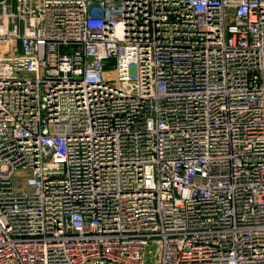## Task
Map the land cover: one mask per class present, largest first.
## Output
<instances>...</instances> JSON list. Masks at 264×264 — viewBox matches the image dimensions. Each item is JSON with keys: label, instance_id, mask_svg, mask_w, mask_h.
Wrapping results in <instances>:
<instances>
[{"label": "built area", "instance_id": "built-area-1", "mask_svg": "<svg viewBox=\"0 0 264 264\" xmlns=\"http://www.w3.org/2000/svg\"><path fill=\"white\" fill-rule=\"evenodd\" d=\"M15 2L0 264H264V0Z\"/></svg>", "mask_w": 264, "mask_h": 264}, {"label": "rangeland", "instance_id": "rangeland-1", "mask_svg": "<svg viewBox=\"0 0 264 264\" xmlns=\"http://www.w3.org/2000/svg\"><path fill=\"white\" fill-rule=\"evenodd\" d=\"M39 2H40V0H33L32 7L30 8V13L33 14V13L36 12L37 7L39 5ZM2 4L6 5V8H7L6 11H8L10 13H15L16 12V10H15L16 9L15 0H0V5H2ZM115 5L119 6L120 3L116 2Z\"/></svg>", "mask_w": 264, "mask_h": 264}]
</instances>
